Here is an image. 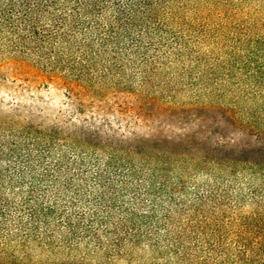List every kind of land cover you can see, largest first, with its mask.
I'll list each match as a JSON object with an SVG mask.
<instances>
[{
  "label": "trees",
  "instance_id": "obj_1",
  "mask_svg": "<svg viewBox=\"0 0 264 264\" xmlns=\"http://www.w3.org/2000/svg\"><path fill=\"white\" fill-rule=\"evenodd\" d=\"M191 1L0 0V58L86 97H154L200 121L172 140L108 122L0 134V243L85 244L107 264L149 252L153 264H264V147L235 151L205 118L264 138V35L192 18Z\"/></svg>",
  "mask_w": 264,
  "mask_h": 264
},
{
  "label": "rangeland",
  "instance_id": "obj_2",
  "mask_svg": "<svg viewBox=\"0 0 264 264\" xmlns=\"http://www.w3.org/2000/svg\"><path fill=\"white\" fill-rule=\"evenodd\" d=\"M192 18L203 17L211 26H224L223 32L235 27L243 34L264 35V0H203L189 4ZM222 32V31H221ZM224 52V51H221ZM154 92V89H151ZM140 98L132 93L108 95L96 100L70 90L58 78H50L38 65L21 57L0 58V134H9L26 125L61 127L67 132L82 126L110 123L117 134L137 139H176L198 129L200 121L193 113L174 104H157L154 97ZM180 102L185 101L181 97ZM189 117V118H187ZM214 139L223 138L236 149L249 155L264 147V138L242 132L220 112L205 117ZM251 156V155H250ZM11 201L20 197L7 193ZM248 205L246 211H251ZM107 264L104 254H92L81 244L77 253L52 249L31 242L23 247L8 239L0 243V264ZM154 254L138 253L133 258L113 264H153Z\"/></svg>",
  "mask_w": 264,
  "mask_h": 264
}]
</instances>
